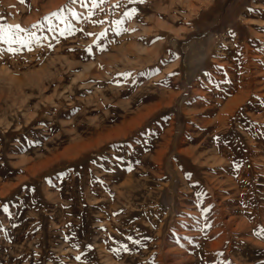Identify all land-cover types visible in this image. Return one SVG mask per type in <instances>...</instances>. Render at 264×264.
<instances>
[{
	"label": "rangeland",
	"instance_id": "374dc122",
	"mask_svg": "<svg viewBox=\"0 0 264 264\" xmlns=\"http://www.w3.org/2000/svg\"><path fill=\"white\" fill-rule=\"evenodd\" d=\"M0 22L29 41L0 43V264H264V0H0Z\"/></svg>",
	"mask_w": 264,
	"mask_h": 264
},
{
	"label": "snow or ice",
	"instance_id": "6c2138e0",
	"mask_svg": "<svg viewBox=\"0 0 264 264\" xmlns=\"http://www.w3.org/2000/svg\"><path fill=\"white\" fill-rule=\"evenodd\" d=\"M23 3L24 0H21ZM131 17L132 13H127ZM26 29L21 28L20 25H11L0 22V43L8 45L7 51L15 53L19 51V48H14L12 45L18 44L21 47L27 46L29 41L22 36V33L26 32ZM29 35H32L31 33ZM259 235V233H257Z\"/></svg>",
	"mask_w": 264,
	"mask_h": 264
},
{
	"label": "bare ground",
	"instance_id": "6f19581e",
	"mask_svg": "<svg viewBox=\"0 0 264 264\" xmlns=\"http://www.w3.org/2000/svg\"><path fill=\"white\" fill-rule=\"evenodd\" d=\"M51 4H52V3H51ZM190 6H191V5H190ZM46 7H47V6H46ZM166 13H167V12H166ZM29 19H30V18H29ZM161 25H162V24H161ZM162 26H163V25H162ZM162 28H163V27H162ZM131 50H132V49H131ZM145 50H146V49H145ZM146 51H147V53H148V50H146ZM150 51H152V50H150ZM153 51H154V50H153ZM134 52H135V51H134ZM154 52H156V51H154ZM154 52H153V53H154ZM126 55H127V54H126ZM93 63H94V62H93ZM95 64H96V63H95ZM97 64H98V63H97ZM94 67H96V66H94ZM100 67H101V66H100ZM87 69H88V68H87ZM92 69H93V67H92ZM92 69H91V70H92ZM98 69H99V68H98ZM93 70L95 71L96 69H93ZM93 70H92V72H93ZM99 71H100V70H99ZM99 71H98V72H99ZM101 73H102V71H101ZM43 74H44V73H43ZM98 74H99V73H98ZM244 75H245V74H244ZM86 76H87V75H86ZM91 76H92V75H91ZM101 76H102V75H100L99 77H101ZM77 79H78V78H77ZM34 80H35V79H34ZM249 89H250V88H249ZM161 99H162V98H161ZM83 100H84V99H83ZM222 101H223V100H222ZM234 101H235V99H234ZM63 103H64V102H63ZM86 103H87V102H86ZM99 103H100V102H99ZM97 105H98V104H97ZM231 106H232V105H231ZM197 107H198V106H197ZM233 107H234V106H233ZM227 112H228V111H227ZM151 114H152V113H151ZM103 130H104V129H103ZM122 130H123V129H122ZM105 131H106V130H105ZM108 133H109V132H108ZM124 135H125V134H124ZM163 137L165 138V136H163ZM163 137H162V138H163ZM112 139H113V138H112ZM115 139H116V138H115ZM163 140L165 141V140H167V138H165V139H163ZM168 141H169V140H168ZM168 141H167V142H168ZM155 142H156V141H155ZM165 142H166V141H165ZM169 142H170V141H169ZM169 142H168V143H169ZM161 143H162V141H161ZM161 143H160V146L162 145ZM168 143H167V144H168ZM165 144H166V143H165ZM98 145H99V144H98ZM155 146H156V145H155ZM165 146H167V145H165ZM73 147H74V146H73ZM88 147H89V146H88ZM92 148H93V147H92ZM161 148H164L163 145L161 146ZM88 149H89V148H88ZM187 149H188V148H187ZM162 152H163V151H162ZM182 152H184V150H183ZM197 152H198V151H197ZM165 153H166V152H165ZM192 153H193V152H192ZM158 154H159V153H158ZM160 154H162V155H160ZM160 154H159V157H160V156H161V157H162V156L164 157V155H163L164 152H163V153H160ZM184 154H185V153H184ZM196 154H197V153H196ZM131 155H132V154H131ZM186 155H187V154H186ZM191 155H194V154H191ZM187 156H188V155H187ZM194 156H195V155H194ZM154 157H155V156H154ZM163 157H162V158H163ZM68 158H69V157H68ZM156 158H157V157H156ZM198 159H199V158H198ZM198 159L196 158V160H198ZM158 160H159V159H158ZM158 160H156V161H158ZM154 161H155V160H154ZM199 161H200V160H199ZM51 163H52V162H51ZM155 163H156V162H155ZM173 164H174V163H173ZM199 164H200V163H199ZM157 165H158V163H157ZM167 165H168V164H167ZM26 170H27V169H26ZM34 174H35V173H34ZM218 178H219V177H218ZM181 181L183 182L184 180H181ZM124 182H125V181H124ZM263 182H264V181H263ZM183 183H184V182H183ZM130 184H131V183H130ZM181 184H182V183H181ZM181 184H180V185H181ZM15 185H16V184H15ZM120 186H121V185H120ZM182 186H183V185H182ZM184 186H185V184H184ZM186 187H187V185H186ZM73 189H74V188H73ZM76 189H77V187H76ZM212 189H213V187H212ZM212 189H211V190H212ZM184 190H185V189L183 188L182 191H184ZM239 190H240V189H239ZM180 191H181V190H180ZM213 191H214V190H213ZM240 191H241V190H240ZM5 194H6V193H5ZM5 194H4V195H5ZM179 194H180V193H179ZM183 194H184V193H183ZM186 194H187V193H186ZM58 195H59V194H58ZM241 195H242V194H240V196H241ZM238 196H239V195H238ZM238 196L235 197V198H239ZM69 198H70V196H69ZM242 198H243V197H242ZM236 200H237V199H236ZM241 200H242V199H241ZM77 201H78V200H77ZM233 201L235 202V200H233ZM237 201H238V200H237ZM243 201L245 202V200H243ZM234 202H233V203H234ZM239 202H240V201H239ZM182 203H183V202H182ZM241 204L243 205V203H241ZM73 206H74V205H73ZM245 206H247V203L245 204ZM238 207H239V206H238ZM110 208H111V207H110ZM218 208H219V207H218ZM200 209H201V208H200ZM239 209H240V208H239ZM242 209H243V207H242ZM240 210H241V209H240ZM243 210H244V209H243ZM248 210H249V209H248ZM238 211H239V210H238ZM241 211H242V210H241ZM198 212H199V213H203L202 211H201V212L198 211ZM204 212H206V210H205ZM239 212H240V211H239ZM243 213H244V212H243ZM243 213H242V214H243ZM250 213H251V212H250ZM242 214H241V215H242ZM197 215H199V214H197ZM247 215H248V214H247ZM239 216H240V215H239ZM248 216H249V215H248ZM204 217H205V216H204ZM204 217H203V218H204ZM243 218H244V217H243ZM243 218H242V219H243ZM245 218H246V217H245ZM206 219H207V217H206ZM240 219H241V218H240ZM246 219H247V218H246ZM246 219H245V220H246ZM207 220H208V219H207ZM205 222H206V221H205ZM244 223H245V222H244ZM209 224H210V223H209ZM249 224H250V223H249ZM244 225H245V224H244ZM204 226H205V225H204ZM205 227L207 228V226H205ZM205 227H204V230H205ZM243 227H244V226H243ZM255 227H256V226H255ZM150 228H151V227H150ZM247 228H248V227H247ZM199 229H200V228H199ZM245 229H246V228H245ZM218 230H220V229H218ZM221 230H222V229H221ZM240 230H241V229H240ZM243 230H244V229H243ZM253 230H255V229L253 228ZM205 231H206V230H205ZM212 231H213V230H212ZM198 233H199V230H198ZM198 233H197V234H198ZM211 233H212V232H211ZM223 233H224V232H223ZM193 234H195V233H193ZM254 234H255V233H254ZM198 235H199V234H198ZM212 235H213V234H212ZM225 235H226V234H225ZM200 236H203V235H200ZM208 236H209V235H208ZM210 236H211V235H210ZM190 237H191V236H190ZM191 238L193 239V237H191ZM204 238H208V237H204ZM210 238H211V237H210ZM210 238H209V239H210ZM162 239H163V238H162ZM194 239H195V238H194ZM194 239H193V241H194ZM196 239H197V238H196ZM198 240H201V238L198 239ZM203 240H204V239H203ZM203 240H201V241H203ZM206 240H207V239H206ZM206 240H204V242H205ZM229 240H230V239H229ZM161 241H162V240H161ZM191 241H192V240H191ZM209 241H210V240H209ZM209 241H208V243H209ZM224 241H227V238H226ZM159 242H160V241H159ZM159 242H158V243H159ZM215 242H216V241H215ZM217 242H218V241H217ZM230 242H231V241H230ZM230 242H229V243H230ZM160 243H161V242H160ZM219 243H220V242H219ZM223 243H224V242H223ZM223 243H221V245H220V247H219V248H220L219 250H222L221 248H222ZM232 243H233V242H232ZM259 243H260V242H259ZM205 244H207V243H205ZM209 244H210V243H209ZM209 244H208V247L211 246V245H213V244H211V245H209ZM227 244H228V243H227ZM261 244H262V243H261ZM202 245H203V243H202ZM240 245H241V243H240ZM206 246H207V245H206ZM213 246H214V245H213ZM247 246H248V245H247ZM258 246H259V245H258ZM260 246H263V245H260ZM214 247H215V246H214ZM229 247H231V246H229ZM215 248L218 249V246L215 247ZM203 249H204V248H203ZM206 249H207V247H206ZM208 249H210V248H208ZM212 249L214 250V248H212ZM184 250H185V249H184ZM201 250H202V249H201ZM215 250H216V249H215ZM226 250H228V249H226ZM226 250H225V251H226ZM229 250H231V249H229ZM202 251H203V250H202ZM204 252H205V251H204ZM216 252H217V250H216ZM131 253H132V252H131ZM209 253H210V251H209ZM214 253H215V252H214ZM217 253H218V252H217ZM228 253H229V251H228ZM228 253H227V254H228ZM203 254H205V253L202 252V255H203ZM230 254H231V253H230ZM179 255H180V254H179ZM202 255H201V256H202ZM205 255H206V254H205ZM215 255H216V254H215ZM207 256H208V255H207ZM209 256H210V255H209ZM138 257H139V256H138ZM191 257H192V256H191ZM191 257H190V258H191ZM193 257H194V256H193ZM204 257H205V256H204ZM210 257H212V256H210ZM233 257H234V255H233ZM188 258H189V257H188ZM188 258H187V259H188ZM202 258H203V257H202ZM230 258H231V257H230ZM129 259H130V258H129ZM204 259H205V258H204ZM207 259H211V258L208 257ZM236 259H237V258H236ZM185 260H186V259H185ZM213 260H214V259H213ZM231 260H232V259H231ZM191 261H192V258H191ZM191 261H190V263H191ZM208 261H209V260H208ZM232 261H233V260H232ZM232 261H231V262H232ZM238 261H239V259H238ZM201 262H202V261H201ZM234 263H235V262H234ZM234 263H233V264H234ZM238 263H240V262H238ZM209 264H210V263H209ZM230 264H231V263H230Z\"/></svg>",
	"mask_w": 264,
	"mask_h": 264
}]
</instances>
